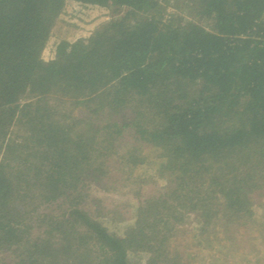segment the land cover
I'll return each instance as SVG.
<instances>
[{
	"label": "trees",
	"instance_id": "trees-1",
	"mask_svg": "<svg viewBox=\"0 0 264 264\" xmlns=\"http://www.w3.org/2000/svg\"><path fill=\"white\" fill-rule=\"evenodd\" d=\"M263 199L264 0H0V264H190Z\"/></svg>",
	"mask_w": 264,
	"mask_h": 264
},
{
	"label": "rangeland",
	"instance_id": "rangeland-1",
	"mask_svg": "<svg viewBox=\"0 0 264 264\" xmlns=\"http://www.w3.org/2000/svg\"><path fill=\"white\" fill-rule=\"evenodd\" d=\"M174 13L176 14V11L171 9V6L168 7L167 14ZM154 169L155 166L149 170L141 168L138 170V175L155 176ZM155 182L153 185L146 186L142 190L143 193L150 194L162 187V181L155 179ZM131 190L126 188L119 193L107 194L94 186L91 191L95 198L101 200L97 203L103 208L102 212L107 217L106 226L118 235H122L134 223L137 201L133 194L135 189L131 188ZM92 210L96 212V207ZM256 212L258 217L264 215V199L262 205L256 207ZM185 228L189 234L184 238L179 237V250L191 255L190 264H264V236H261L260 228L247 232L241 230L242 236L234 234V243L228 242L225 234L218 233L216 234L218 238L210 235L205 238L206 243L200 245H197V238H194L195 224H189Z\"/></svg>",
	"mask_w": 264,
	"mask_h": 264
}]
</instances>
